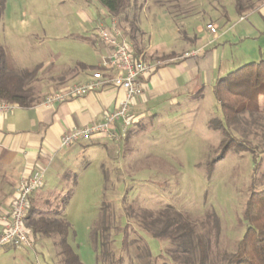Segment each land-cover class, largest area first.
<instances>
[{"label": "rangeland", "instance_id": "374dc122", "mask_svg": "<svg viewBox=\"0 0 264 264\" xmlns=\"http://www.w3.org/2000/svg\"><path fill=\"white\" fill-rule=\"evenodd\" d=\"M127 8L126 16L111 17L98 0H5L0 44L7 47L18 69L31 72L29 85L38 101L50 90L59 89L60 75L71 73L64 66L73 67L80 61L95 63L103 46L92 40L96 39L99 26L112 20L128 41L130 25L134 27L137 41L132 45L143 59L151 62H166L174 53L192 48V39L184 37V31L201 29L204 33L210 21L215 28L227 32L219 40L230 59L222 68L229 65L227 70L232 71L260 59L264 34L258 31L255 37H237L241 25L251 26L255 18L247 13L243 23L237 24L240 16L235 0H130ZM133 10L135 20L131 18ZM183 21H188V30ZM150 34L157 52L143 51ZM200 38L204 40L202 35ZM201 39L196 40L197 45ZM226 72L222 74L225 76ZM180 103L181 106H174V102L164 100L157 114L150 115L146 108L140 118L131 111L130 120L134 121H130L127 133L112 139H92L93 145L90 140L81 141L82 152L73 167V178L57 187L45 186L44 194L52 193L53 197L37 209L51 214L66 201L59 213L69 225L67 240L83 264H97L90 227L102 200L109 203L114 224L119 227L113 236L116 251L122 248V230L126 228L127 238L138 235L158 264L162 260L170 263L165 243L138 231L125 215V206L157 209L166 205L193 219L209 215L212 225L216 219L217 236L208 224L211 240H217L213 244L228 251L236 249L245 230L243 211L248 195L264 186V134L251 124L255 117L245 116L234 125L237 130L228 128L234 144L212 162L221 152V134L208 123L211 118L223 119L215 98L205 86ZM244 136L248 140L241 139ZM53 243L52 239H38L35 245L40 252L32 247L1 246L0 264H59L55 247L58 245ZM128 257L126 254L124 264H129Z\"/></svg>", "mask_w": 264, "mask_h": 264}, {"label": "trees", "instance_id": "16d2710c", "mask_svg": "<svg viewBox=\"0 0 264 264\" xmlns=\"http://www.w3.org/2000/svg\"><path fill=\"white\" fill-rule=\"evenodd\" d=\"M260 1L235 0V8L241 15L254 8ZM98 2L111 17L126 16L130 4V0ZM4 4L5 0H0V19ZM140 9L141 5L138 7V10ZM135 16L136 12L133 10L132 20ZM131 26L129 38L132 42L137 41L133 33L134 27L132 29ZM135 47L134 56H138V48ZM30 77L31 72L18 69L7 47L0 44V99L21 107L37 103L38 99L29 85ZM212 92L223 116V119L211 118L208 123L211 129L218 130L221 134L218 144L221 152L212 159V162H216L234 144L228 128L237 130L234 125L245 119V116L255 117L251 124H256V130L264 134V47L260 50L259 61L244 63L218 78ZM261 118V122L257 121ZM91 141L89 142L93 145L95 142ZM65 204L66 201H63L60 208L55 212L51 211V214H42L30 205L24 218V227L30 231L34 244L43 238L52 239L53 244L58 245L55 247L59 264H83L67 240L69 225L59 213ZM125 215L131 218L130 221L138 231L165 243V254L170 259L168 264H264V186L257 191L251 190L248 195L243 211L246 222L244 234L233 251L216 248L217 244H213L217 240H211L208 224H211L217 236L218 223L214 219L212 225L209 215L205 219H193L188 213L170 205L157 209L125 206ZM122 231V248L116 251L113 236L119 232V227L114 224L109 203L102 200L98 216L90 227V241L97 251V264H124L126 254H129V264H158L157 258L151 255L148 246L138 235L127 238L126 228ZM160 264L167 263L162 260Z\"/></svg>", "mask_w": 264, "mask_h": 264}, {"label": "crops", "instance_id": "0c3cea01", "mask_svg": "<svg viewBox=\"0 0 264 264\" xmlns=\"http://www.w3.org/2000/svg\"><path fill=\"white\" fill-rule=\"evenodd\" d=\"M247 13L250 17L254 16L255 21L251 26L241 25L236 33L239 39L255 37L258 31L264 34V0L244 14H239L240 21L237 24L243 23L241 20ZM210 23L213 24L212 21ZM184 25L188 30V21L184 22ZM206 25L204 33L201 29L193 30L192 33L184 31V37L192 39L193 47L184 48L179 54L174 53L166 62L156 65L155 67L158 68L155 71L152 70L153 72L141 78L143 90L132 100L129 120L131 111L136 113L137 118L142 116L146 108L150 115L157 114L164 106V100L174 102V106H181L180 101L193 96L194 91L201 87L207 86L213 95L212 88L215 81L224 76L223 71H231L227 70L229 65L222 68L224 62L227 64L230 59L225 56L226 46H220L219 42L227 32L219 27L215 28V32H211L206 29ZM142 32L144 36L145 31ZM201 35L204 40L200 38ZM200 39L202 42L197 45ZM151 40L150 34L143 51H151V53L158 51L154 41L151 42ZM94 41L98 42L97 38L92 40V43ZM129 42L132 44V41ZM233 46H236V43ZM132 47L134 48L133 45ZM106 51L105 47H101L98 50V59L91 65L80 61L73 67L64 66L70 69L71 73L58 77V90L86 81L93 71L92 68L97 66L100 56ZM193 51L198 52L184 56L185 52ZM114 73V70H110L106 74ZM53 91L55 90H50V92ZM124 95L123 89L106 86L59 103H46L44 97L29 107H21L17 104L11 111L0 114V230L3 221L9 216L19 177L30 175L38 166L45 167L43 181L49 183H45L30 197V204L41 208L42 203L48 202V199L53 197L52 193L44 194L45 188L57 187L58 183L72 179L73 167L76 166L82 152L81 141L62 147L60 145L62 134L74 127L104 121L105 114L114 111L120 105ZM130 121L133 124L134 119ZM113 130L118 133V136L126 132L122 131L120 121L114 123ZM33 249L36 250V245Z\"/></svg>", "mask_w": 264, "mask_h": 264}, {"label": "built area", "instance_id": "2783aa9c", "mask_svg": "<svg viewBox=\"0 0 264 264\" xmlns=\"http://www.w3.org/2000/svg\"><path fill=\"white\" fill-rule=\"evenodd\" d=\"M206 29L215 32V27L211 23L206 25ZM96 38L107 51L100 56L98 64L90 73L89 78L84 82L71 84L63 89L50 92L44 101L49 104L59 103L106 86L121 88L125 95L114 111L105 114L104 121L74 127L62 134L60 138L62 147L98 137L115 138L118 136V133L113 130L116 121H120L121 129L125 131L130 123V104L143 90L141 78L150 73L156 65L161 64L160 61L145 60L141 54L134 56L132 44L124 37L114 20L110 21V24L99 26ZM197 52H185L184 56ZM110 70H114L115 73L106 74ZM16 105V103L0 100V114L11 111ZM44 172L45 167L38 166L30 175L19 177L9 216L3 221L0 230V247L13 245L14 247L33 248L35 245L30 231L24 227V218L31 205V195L43 185Z\"/></svg>", "mask_w": 264, "mask_h": 264}]
</instances>
